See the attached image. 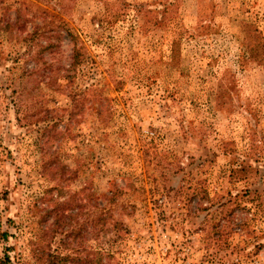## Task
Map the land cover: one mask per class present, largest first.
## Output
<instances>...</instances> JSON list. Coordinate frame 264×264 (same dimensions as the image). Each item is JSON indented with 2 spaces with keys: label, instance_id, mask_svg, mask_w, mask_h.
<instances>
[{
  "label": "rangeland",
  "instance_id": "rangeland-1",
  "mask_svg": "<svg viewBox=\"0 0 264 264\" xmlns=\"http://www.w3.org/2000/svg\"><path fill=\"white\" fill-rule=\"evenodd\" d=\"M38 3L82 62L47 86L20 59V98L0 64V259L264 264V0ZM15 46L0 31V59Z\"/></svg>",
  "mask_w": 264,
  "mask_h": 264
},
{
  "label": "trees",
  "instance_id": "trees-1",
  "mask_svg": "<svg viewBox=\"0 0 264 264\" xmlns=\"http://www.w3.org/2000/svg\"><path fill=\"white\" fill-rule=\"evenodd\" d=\"M12 4L14 7H12ZM31 6L34 7L32 11ZM9 11H12V16L9 15ZM138 11L139 9H136V12ZM28 27L29 29H26ZM0 31L6 34L8 40H12L16 44L15 49L11 53L4 54L2 60L0 59V64H4L3 71H5V77L3 82H5V86L16 84L13 70L20 59L23 62H30L34 65V67H23L21 69L19 78L22 81L30 79L33 82H42L44 85L54 86L58 85L57 80L61 77L67 83L72 82L76 64L82 62L81 46L76 45L75 35L68 29L65 21L57 11L44 8L38 3V0H12L11 2L9 0H0ZM63 33L69 37L73 44L70 56L71 61L67 67H58L55 63L56 59L53 49L62 41ZM46 52L49 54L50 59L48 60L43 55ZM6 61H8V64H6ZM89 87L90 85H86L83 90L79 92L72 91L69 95L71 108L67 112L68 116L73 114L72 109H75L77 102L82 99L81 97L86 90H89ZM12 90L18 94L16 97L20 98L25 91V87L20 85L17 91L15 87ZM31 105L29 104V107ZM56 114L57 109L54 107L36 108L32 114L35 117L32 119H34V122H37L45 118H56ZM26 119V113H23L18 118V121L23 120L26 126L33 122ZM0 237L5 238L6 233L1 232ZM52 257L54 259V256ZM10 263V259L4 251L0 264ZM50 263H53V261L51 260Z\"/></svg>",
  "mask_w": 264,
  "mask_h": 264
}]
</instances>
